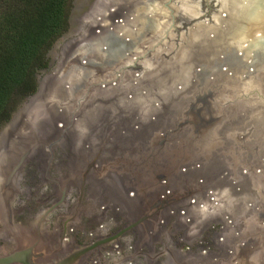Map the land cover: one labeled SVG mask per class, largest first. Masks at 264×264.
Segmentation results:
<instances>
[{"label": "rangeland", "instance_id": "rangeland-1", "mask_svg": "<svg viewBox=\"0 0 264 264\" xmlns=\"http://www.w3.org/2000/svg\"><path fill=\"white\" fill-rule=\"evenodd\" d=\"M143 1H72L69 30L49 51L48 68L37 73L36 93L22 99L10 121L0 128V234L26 247L57 248L51 261L124 231L76 264H238L240 248L259 231L247 227L253 222L254 208L264 205L245 166L249 155L264 162V142L258 136L264 130V114L249 119L242 113L234 115L215 130L207 144L196 142L193 125L185 124L189 104L201 92L195 68L218 61L225 46L216 43L199 50L192 68L178 77L146 78L131 90L109 86L98 90L96 78L89 76L90 94L81 109L75 107L80 93L72 96L67 86L78 87L85 70H72L60 79L63 86L57 80L65 64L91 46L93 51L85 61H106L105 53L94 44L111 29L122 32L124 38L139 39L150 24L143 17L147 10ZM115 130L118 138H109ZM245 130L254 133L247 142L242 139ZM135 138L134 146L131 140ZM102 139H110L111 144L104 146L107 152L121 146L117 154L127 150L124 154L130 159L113 152L108 156ZM84 145L90 148L88 159L95 166L106 156V168L97 178L105 180L110 171L128 181L132 190L121 191L120 197L129 195L133 204L108 193L88 200L86 174L94 165L70 163L78 162L75 153ZM252 146L263 148L257 152ZM134 149L136 159L130 152ZM119 164L127 173L116 169ZM85 179L83 188L80 183ZM198 187L210 193H194ZM111 191L119 194L113 186ZM86 215L92 225L98 219L96 227L90 226ZM163 243L166 246L161 248Z\"/></svg>", "mask_w": 264, "mask_h": 264}, {"label": "water", "instance_id": "water-1", "mask_svg": "<svg viewBox=\"0 0 264 264\" xmlns=\"http://www.w3.org/2000/svg\"><path fill=\"white\" fill-rule=\"evenodd\" d=\"M256 1H143L141 3L143 7H147L143 17L149 20L150 25L149 30L142 37L139 39L124 38L122 32L111 29L103 38L97 39L94 44L99 45V49L105 53L106 61L100 64H88L85 60L93 51V46H91L90 49L86 48L82 55H74L65 64L64 71H61L57 80L61 83L60 79L70 75L69 73L76 70L75 68L85 70H82L83 73L81 72L83 77L81 75V83L78 87L67 86L72 88V96L74 93H80L75 99V106L81 109L90 94L91 87L87 83L92 80H86L89 76L96 78L94 80L99 87L98 90L107 86L114 89L127 87L126 89L131 90L135 83H140L146 78L153 80L164 74L178 77L193 65L195 53L215 44L218 33L224 34L223 37L226 41L230 36H233L232 40L235 41L237 47L230 49L229 46L218 58V61L195 68V78L201 92L189 104L185 114L189 122L185 124L193 125V137H195L193 139L196 142L207 144L212 139L215 130L229 122L230 119L232 120L234 115L242 113V116L249 119L262 117L260 115L264 113V61L258 57L247 58V40L236 41L238 33L243 31V28H247L248 19L254 12L252 10L258 7ZM263 2L264 0L261 1V3ZM238 11L239 16L244 12V20L231 30L229 24L237 23L235 13ZM162 20L166 21L163 25ZM237 30L239 31L236 32ZM107 35L110 38L106 37ZM193 35L205 41L202 39L194 41ZM232 40H228L225 46ZM120 45L125 48H121V50L118 47ZM222 45L224 46V44ZM126 76L129 79L123 82V78ZM169 82L172 83V79ZM61 84L63 86V83ZM246 88L250 91L249 94L245 93ZM250 88H253L254 91L251 92ZM130 97L128 96V98ZM257 112L258 114H256ZM238 138L241 139L239 135ZM246 171L248 177L258 178L261 176L259 171L263 172V168L256 165V168H246ZM257 210L254 208L255 213ZM253 218V222H249L247 227L250 229L254 227L259 231L240 248L238 264H264V213L261 215L256 213ZM123 232L111 239L98 242L91 248L111 241ZM88 250L76 253L75 258ZM13 257L11 255L1 258L0 264H9Z\"/></svg>", "mask_w": 264, "mask_h": 264}, {"label": "trees", "instance_id": "trees-1", "mask_svg": "<svg viewBox=\"0 0 264 264\" xmlns=\"http://www.w3.org/2000/svg\"><path fill=\"white\" fill-rule=\"evenodd\" d=\"M73 0H0V128L36 93L37 73L69 30Z\"/></svg>", "mask_w": 264, "mask_h": 264}, {"label": "flooded vegetation", "instance_id": "flooded-vegetation-1", "mask_svg": "<svg viewBox=\"0 0 264 264\" xmlns=\"http://www.w3.org/2000/svg\"><path fill=\"white\" fill-rule=\"evenodd\" d=\"M142 30V29H141ZM149 29H147L145 32H144V34L148 31ZM142 33H140L139 34V36L140 37H142ZM122 50V49H121ZM128 79L129 78H127V76L125 77V78H123V82L124 81H128ZM98 99H100L101 100V98H98ZM76 107V106H75ZM117 129V128H116ZM251 131L252 130H245L244 131V133H245V135H243L242 136V139H243V142H247L248 140H249V137L252 135V134H250L251 133ZM92 132V131H91ZM95 132H96V129H94V131H93V134H92V136L95 134ZM252 133H253V131H252ZM91 134V133H90ZM247 134V135H246ZM254 134V133H253ZM261 135V136H260ZM118 132L115 130L114 132H112V133H110V136H109V138H111V137H113L114 139H117L118 137ZM258 136H260L261 137V143H263L264 142V130H261V134H259ZM106 138V137H105ZM104 138V139H105ZM104 139H102V142H105V144L104 145H102V150L103 151H105L106 149L104 148V146L108 143V145H110L111 144V142H110V139L108 140V141H105ZM119 141V140H118ZM132 141V144L135 146L136 144H137V139L135 138L134 139V141L133 140H131ZM110 143V144H109ZM120 143V142H119ZM121 144V143H120ZM263 145V144H262ZM118 148H121V146H117ZM118 148L117 149H115V150H112V151H108L107 152V150H106V154L109 156V154H110V152H113L114 154H116V157H121V158H127V159H130V157H129V155H127V154H124V153H127L128 151L127 150H121L120 152L121 153H119V154H117V152H119L118 151ZM248 148V147H247ZM252 148L253 149H256V150H258L257 152H260V150H262V148L263 147H259V146H252ZM72 149H76V147L74 146H72ZM88 149H90V148H88L87 147V145H84V146H82L81 148H80V151L78 152H74L75 154H76V156H77V158H78V162L75 164L74 162H70L72 165H77V164H79V162H81V161H84V165H86V167L89 165V164H91V165H96V164H93L92 163V161H89V155L91 154V151H89ZM260 149V150H259ZM78 150V149H77ZM90 152V153H89ZM131 152V154H133V155H131V156H135L134 157V159H136V157H137V151L134 149V150H131L130 151ZM103 153H105V152H103ZM248 153H250L249 152V149H248ZM106 156H103L102 157V159H101V161L100 162H98L97 161V163H98V166H93V167H90V169H87L88 171H87V174H86V176H87V179H90V180H88V182H87V184H89L88 186L90 187V188H88V193L91 195L89 198H88V200H92V199H97V200H99V197L100 196H102V195H106L107 193L108 194H112L113 195V197L114 196H117V198L119 199V200H121V199H123V198H125V199H128V200H130V204L132 203L131 201V199L129 198V195H128V197L125 195V196H122V197H120V192L122 191V192H124V191H126L127 192V194H128V191H131L132 189L131 188H129L128 187V181H126L125 179H120L116 174H113L112 172H110L109 171V173L107 174V177H106V179L105 180H102V179H98L97 178V174H99V171L100 170H102L103 168H106L104 165H103V158H105ZM116 157H115V159H116ZM100 163V164H99ZM83 165V166H84ZM90 165V166H91ZM256 165H259L261 168H263V172L262 171H259V173H261L260 175V177H258V178H251L252 180H253V183H254V185L256 186V190L255 191H257L258 193H259V195H257L259 198H261L263 201H264V162H260V161H256V159L253 157V156H251V155H249V156H247L246 157V161H245V166L247 167V168H256ZM73 167V166H72ZM109 168H111V167H109ZM116 169L117 170H119V171H121V172H123L124 170H126V167L125 166H123L122 164H119V167H116ZM124 172H126V171H124ZM127 173V172H126ZM112 174L113 175H115V177L113 178L112 177ZM96 177V178H95ZM122 178V177H121ZM87 179H85L84 181H82L80 184L82 185V184H84V187L83 188H85V186H86V180ZM114 179V180H113ZM257 180V181H256ZM107 181H109L110 183H112V184H108V183H106ZM146 184V183H145ZM111 186H113L114 188H115V192H117L118 191V193L119 194H117V195H115L112 191H111ZM204 189V188H203ZM201 187H198L197 189H195V191H194V193H200L201 194V192H204L203 194H205V193H210L209 191H205V189L203 190ZM153 190V189H152ZM156 191V190H155ZM103 192H106L105 194H103ZM121 192V193H122ZM257 193V194H258ZM158 199L156 198V200H154V199H152V201H151V204L149 205V206H151V205H153L156 201H157ZM134 202H136V201H134ZM146 202L147 203H149V199L148 200H146ZM133 204V203H132ZM137 205V204H136ZM135 207V205H132V207L130 208V210H131V213H133L132 212V210H134L133 208ZM263 208H257L258 210H257V212L256 213H258V215H261L262 213H264V205L262 206ZM120 209V208H119ZM107 209H105V211L104 212H106L107 213ZM256 213H255V215H256ZM100 214V213H99ZM121 214L122 215H124L122 212H121ZM107 215V214H106ZM100 216V215H99ZM121 217H124V216H121ZM85 218H87V220H88V217H87V215L85 216ZM98 220V219H97ZM95 221V222H93V224L94 225H92V223L91 222H89V220H88V223H90V226H92V227H96L97 225V223H98V221ZM6 230V229H5ZM98 243V242H97ZM97 243H95V244H93L92 246H90V247H86V248H83V249H80V250H78V251H76V252H70L69 254H67L66 256H64V257H62V258H60V259H57V260H55V261H51V260H49V259H51V258H55L56 257V253L57 252H52V251H55V249H57V248H52V247H45V248H42V249H39V248H37L36 246H37V244H33L32 246L31 245H29V246H24V244L23 243H21V242H15V243H10L9 241H7L6 240V238L4 237V236H2V234H0V259L1 258H4V257H9V256H11V255H13L14 257H13V259H12V262H10L9 264H76V262L77 261H79L80 260V258L82 257V256H84V255H86L87 253H89L91 250H94L95 248H97V247H94V248H91V247H93L94 245H96ZM38 245H40V243L38 244ZM43 245H45V244H43ZM99 246H101V244H99L98 245V247ZM161 248H163V247H165L166 245H165V243H163V244H161ZM63 249V248H62ZM85 249H89L88 251H86L84 254H82V255H80L79 257H77V258H75V254L76 253H78V252H80V251H82V250H85ZM12 250V251H11ZM40 250H42V251H40ZM172 260L174 259V261H176L177 260V258H175L173 255H172V258H171ZM51 261L50 263H48L47 261ZM171 261V260H170ZM180 261V260H179ZM181 262H183V261H181ZM172 263V262H171Z\"/></svg>", "mask_w": 264, "mask_h": 264}, {"label": "bare ground", "instance_id": "bare-ground-1", "mask_svg": "<svg viewBox=\"0 0 264 264\" xmlns=\"http://www.w3.org/2000/svg\"><path fill=\"white\" fill-rule=\"evenodd\" d=\"M256 1V0H255ZM260 1V2H259ZM257 0L256 1V3L258 4V7L257 8H255L254 10H252V11H254L253 13H252V15H250L251 17V19L249 18L248 19V26H247V28L245 27V28H243L242 30L243 31H240L239 33H238V36H237V38H236V35L234 36V39L236 38V41L237 40H239V39H246L247 40V44H246V49H247V55L246 56H255V57H258V58H261V60H263L264 61V21H263V18H264V2L263 3H261V1H263V0ZM182 9V8H181ZM184 9H185V7H184ZM245 11V10H244ZM160 12V11H159ZM246 12H247V9H246ZM163 13V12H162ZM236 14V16L237 17H235L236 18V24H232V26H231V24H229V26H230V28L229 29H231L233 26H234V28H235V25L236 26H239L240 25V23L241 22H243V20H244V16H245V14H244V12L241 14V16H239V11H238V13H235ZM256 14V15H255ZM253 15H255V16H253ZM110 16V15H109ZM110 19V18H109ZM107 22V21H106ZM166 22V21H165ZM165 22L163 23V21H162V23L163 24H165ZM252 22V23H251ZM162 24V25H163ZM150 25V24H149ZM233 28V29H234ZM237 28V27H236ZM240 28V27H239ZM241 30V29H240ZM239 30H237L236 32H238ZM230 32V31H229ZM231 33V32H230ZM218 38H216V41L214 42L215 44L217 43H220V44H224V46H225V44H227V41L228 40H232L233 39V36H230L229 38H228V40L226 41L225 39H224V37L223 36H225L224 34H222V33H218ZM199 39H202V38H199ZM198 38H197V36L196 35H193V40L195 41V40H199ZM203 41H205L204 39H202ZM226 41V42H225ZM230 42V41H229ZM234 45H236L237 46V44L235 43V41L234 40H232L229 44H228V46H230V49H232L233 47H235ZM226 48H227V46H225V50H226ZM255 57H252V58H255ZM250 59V58H249ZM214 62V61H213ZM247 89V88H246ZM245 89V93H247V94H249L250 93V91L247 89L246 90ZM250 90H251V92H253L254 90H253V88L251 89L250 88ZM247 97V96H246ZM54 114V113H53ZM256 114H258V112L256 113ZM264 114V113H263ZM55 116V115H54ZM260 116H262V114L260 115ZM47 118L48 117H45V120H47ZM263 118H264V116H263ZM53 122V121H52ZM52 122H50V123H52ZM49 123V124H50ZM39 126H41V125H39ZM43 126V125H42ZM50 126H52V125H50ZM54 126H55V124H54ZM47 127H49V126H47ZM45 128V127H44ZM53 128H55V127H53ZM42 129V128H41ZM56 129V128H55ZM37 130V129H36ZM36 130L34 131V133L36 132ZM50 130V129H49ZM33 132V131H32ZM44 132H45V130H44ZM47 132V131H46ZM49 133V132H48ZM45 134V133H44ZM51 133L47 136V138H46V140H49L50 139V137H51ZM40 141V140H39ZM26 147H28V146H26ZM13 154V153H12ZM118 192V191H117ZM105 194V193H104ZM121 194V193H120ZM91 196V195H90ZM105 196V195H104ZM104 200H106V199H104ZM125 202H127L125 199H123ZM122 200V201H123ZM94 201V200H93ZM105 202V201H104ZM109 204H110V202H109ZM126 204V203H125ZM124 205V204H123ZM126 206V205H125ZM110 207V206H109ZM120 207V206H119ZM108 208V207H107ZM121 208V207H120ZM128 210V209H127ZM54 240V239H53Z\"/></svg>", "mask_w": 264, "mask_h": 264}]
</instances>
